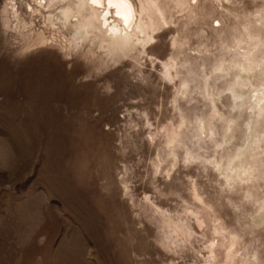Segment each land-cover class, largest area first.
Instances as JSON below:
<instances>
[{
	"label": "rangeland",
	"instance_id": "1",
	"mask_svg": "<svg viewBox=\"0 0 264 264\" xmlns=\"http://www.w3.org/2000/svg\"><path fill=\"white\" fill-rule=\"evenodd\" d=\"M133 1L0 0V264H264V0Z\"/></svg>",
	"mask_w": 264,
	"mask_h": 264
},
{
	"label": "bare ground",
	"instance_id": "2",
	"mask_svg": "<svg viewBox=\"0 0 264 264\" xmlns=\"http://www.w3.org/2000/svg\"><path fill=\"white\" fill-rule=\"evenodd\" d=\"M14 1L15 0H7L6 3L8 4V6H11L12 9H15V11H17L16 4H13ZM61 1L65 2V8L58 13L57 17L63 18L65 21L69 22L71 18L70 5L73 0H39L38 4L43 7H51ZM79 1L80 7L83 11H92L91 18L88 19L87 16H84L85 19L83 27L85 29H88V26H92L95 22H99L101 27H104L107 31L110 32V36L113 39L124 41L125 39H127L126 35L130 30L135 31L133 29L140 28L141 20L139 18L138 10L133 0ZM78 30H81V28L79 27Z\"/></svg>",
	"mask_w": 264,
	"mask_h": 264
},
{
	"label": "snow or ice",
	"instance_id": "3",
	"mask_svg": "<svg viewBox=\"0 0 264 264\" xmlns=\"http://www.w3.org/2000/svg\"><path fill=\"white\" fill-rule=\"evenodd\" d=\"M153 43H154V42H153ZM184 163H185V165H188V164L192 163V161L186 159V160L184 161Z\"/></svg>",
	"mask_w": 264,
	"mask_h": 264
}]
</instances>
